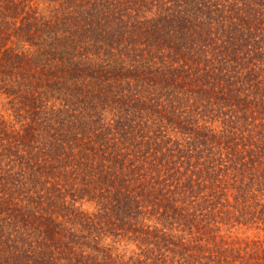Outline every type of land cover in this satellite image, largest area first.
<instances>
[{
    "label": "trees",
    "instance_id": "obj_1",
    "mask_svg": "<svg viewBox=\"0 0 264 264\" xmlns=\"http://www.w3.org/2000/svg\"><path fill=\"white\" fill-rule=\"evenodd\" d=\"M0 97V264H264V0H0Z\"/></svg>",
    "mask_w": 264,
    "mask_h": 264
},
{
    "label": "rangeland",
    "instance_id": "obj_2",
    "mask_svg": "<svg viewBox=\"0 0 264 264\" xmlns=\"http://www.w3.org/2000/svg\"><path fill=\"white\" fill-rule=\"evenodd\" d=\"M41 8L44 9L45 6H42ZM7 102L8 101L4 97L2 98L0 97V111L4 114H8ZM83 209L89 210V212H94V205L91 206L87 204L84 206ZM256 236H258V232L254 230H250V231H246L245 229L244 230H238V229L234 230V237L239 238L240 240H244V242H254L259 239V237H256ZM261 238L264 239V237H261ZM106 243L111 244L113 247H115V250L117 251V253L126 254L127 256H131L135 253L140 252V250H137L138 248L136 247L135 244L128 242L125 239H121L120 237L118 238L109 237L107 238Z\"/></svg>",
    "mask_w": 264,
    "mask_h": 264
}]
</instances>
